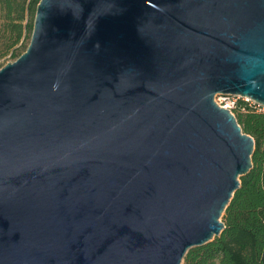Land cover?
Segmentation results:
<instances>
[{
	"label": "water",
	"instance_id": "obj_1",
	"mask_svg": "<svg viewBox=\"0 0 264 264\" xmlns=\"http://www.w3.org/2000/svg\"><path fill=\"white\" fill-rule=\"evenodd\" d=\"M264 105V0H40L0 68V264H182L225 228Z\"/></svg>",
	"mask_w": 264,
	"mask_h": 264
},
{
	"label": "trees",
	"instance_id": "obj_2",
	"mask_svg": "<svg viewBox=\"0 0 264 264\" xmlns=\"http://www.w3.org/2000/svg\"><path fill=\"white\" fill-rule=\"evenodd\" d=\"M40 0H0V68L28 47ZM242 104L244 101H240ZM244 132L255 139L253 167L240 177L222 215L224 230L212 241L190 248L182 264H264V111H234Z\"/></svg>",
	"mask_w": 264,
	"mask_h": 264
},
{
	"label": "built area",
	"instance_id": "obj_3",
	"mask_svg": "<svg viewBox=\"0 0 264 264\" xmlns=\"http://www.w3.org/2000/svg\"><path fill=\"white\" fill-rule=\"evenodd\" d=\"M215 101L222 107L230 109L232 112L237 109L246 110L247 107L258 111H264V105L256 102L247 96L232 93H218L215 95ZM240 101H244L242 104ZM235 113V112H234Z\"/></svg>",
	"mask_w": 264,
	"mask_h": 264
},
{
	"label": "rangeland",
	"instance_id": "obj_4",
	"mask_svg": "<svg viewBox=\"0 0 264 264\" xmlns=\"http://www.w3.org/2000/svg\"><path fill=\"white\" fill-rule=\"evenodd\" d=\"M31 39V38H30ZM30 39L28 40V41H30ZM9 61H14V60H12V59H5L4 61H3V65L2 66H4L7 62H9Z\"/></svg>",
	"mask_w": 264,
	"mask_h": 264
}]
</instances>
